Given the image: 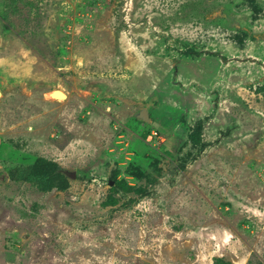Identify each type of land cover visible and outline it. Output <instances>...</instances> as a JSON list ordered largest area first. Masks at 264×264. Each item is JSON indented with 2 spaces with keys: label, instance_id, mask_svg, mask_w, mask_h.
<instances>
[{
  "label": "rangeland",
  "instance_id": "1",
  "mask_svg": "<svg viewBox=\"0 0 264 264\" xmlns=\"http://www.w3.org/2000/svg\"><path fill=\"white\" fill-rule=\"evenodd\" d=\"M0 92V264H264V0H0Z\"/></svg>",
  "mask_w": 264,
  "mask_h": 264
},
{
  "label": "water",
  "instance_id": "2",
  "mask_svg": "<svg viewBox=\"0 0 264 264\" xmlns=\"http://www.w3.org/2000/svg\"><path fill=\"white\" fill-rule=\"evenodd\" d=\"M52 95H56V96H54V97H61L62 95H64L65 97H66V94L65 93H63L61 90H59V89H56V90H54L53 92H52ZM1 96H2V92H0V99H1Z\"/></svg>",
  "mask_w": 264,
  "mask_h": 264
},
{
  "label": "bare ground",
  "instance_id": "3",
  "mask_svg": "<svg viewBox=\"0 0 264 264\" xmlns=\"http://www.w3.org/2000/svg\"><path fill=\"white\" fill-rule=\"evenodd\" d=\"M55 90H56V89H55ZM59 90H61L63 93H65L64 90H62V89H59ZM65 94H66V93H65ZM49 96H50V98L53 97V96H52V93H51ZM54 96H56V95H54ZM57 97H58V96H57ZM59 98H64V99H65V98H67V94H66V97H65L64 95H62V96L59 97ZM64 99H60V100H58V101H63ZM147 117H148V116H147Z\"/></svg>",
  "mask_w": 264,
  "mask_h": 264
}]
</instances>
